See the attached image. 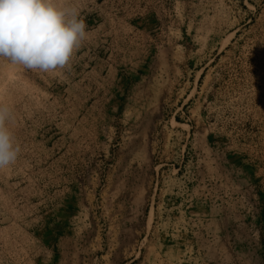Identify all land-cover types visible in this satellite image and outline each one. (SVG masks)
Instances as JSON below:
<instances>
[{"label": "rangeland", "instance_id": "obj_1", "mask_svg": "<svg viewBox=\"0 0 264 264\" xmlns=\"http://www.w3.org/2000/svg\"><path fill=\"white\" fill-rule=\"evenodd\" d=\"M57 3L70 67L0 58V264H264V0Z\"/></svg>", "mask_w": 264, "mask_h": 264}, {"label": "clouds", "instance_id": "obj_2", "mask_svg": "<svg viewBox=\"0 0 264 264\" xmlns=\"http://www.w3.org/2000/svg\"><path fill=\"white\" fill-rule=\"evenodd\" d=\"M87 38L86 24L74 9L57 0H0V58L41 72L70 67ZM11 109L0 104V169L14 164L21 152L7 126Z\"/></svg>", "mask_w": 264, "mask_h": 264}]
</instances>
